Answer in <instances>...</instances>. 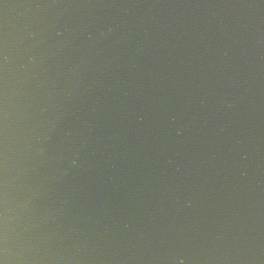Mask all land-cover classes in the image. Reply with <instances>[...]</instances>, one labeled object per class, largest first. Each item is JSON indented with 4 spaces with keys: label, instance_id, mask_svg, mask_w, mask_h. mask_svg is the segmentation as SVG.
I'll return each mask as SVG.
<instances>
[{
    "label": "water",
    "instance_id": "1",
    "mask_svg": "<svg viewBox=\"0 0 264 264\" xmlns=\"http://www.w3.org/2000/svg\"><path fill=\"white\" fill-rule=\"evenodd\" d=\"M0 264H264V0H0Z\"/></svg>",
    "mask_w": 264,
    "mask_h": 264
}]
</instances>
